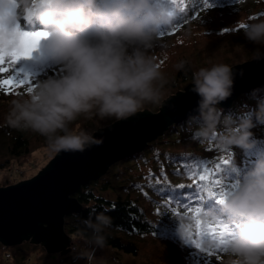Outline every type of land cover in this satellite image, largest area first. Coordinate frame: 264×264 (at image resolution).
Wrapping results in <instances>:
<instances>
[{
  "label": "clouds",
  "instance_id": "9594fccd",
  "mask_svg": "<svg viewBox=\"0 0 264 264\" xmlns=\"http://www.w3.org/2000/svg\"><path fill=\"white\" fill-rule=\"evenodd\" d=\"M170 7L159 0H17L13 20L39 22L61 73L38 80L30 91L13 97L0 126L38 133L52 152L84 151L102 142L94 133L108 121L127 118L149 103H161L168 77L150 50L161 43V27L171 25ZM244 25V38L255 45L253 59H264V18L245 20ZM175 67L190 70L184 59ZM238 74L243 69L238 73L223 62L191 69L190 91L197 95L194 112L185 121L191 140L203 143L211 138L229 151L233 146L253 147V128L264 126V84L248 91L247 114L235 109L226 112L220 106L232 95ZM219 206L236 225L222 264H264V154L227 188ZM200 215L204 222H219L210 212ZM177 221V232L185 238L186 222ZM78 225L77 246L70 248L73 260L110 264L107 257L96 255L107 246L112 225L107 209L90 210L78 218Z\"/></svg>",
  "mask_w": 264,
  "mask_h": 264
},
{
  "label": "trees",
  "instance_id": "16d2710c",
  "mask_svg": "<svg viewBox=\"0 0 264 264\" xmlns=\"http://www.w3.org/2000/svg\"><path fill=\"white\" fill-rule=\"evenodd\" d=\"M237 1L206 0L208 7L204 13H212L213 16L203 18L204 13L198 5L193 7L192 0H159L162 4L170 5L169 11L172 13L171 25L168 26L170 30L162 31L164 34L159 35L163 44L150 50L168 77L162 100L178 92L180 86L185 87L190 83L191 69L217 62L235 65L253 59L251 50L255 45L244 38L243 27L240 25L245 20L264 18V0H253L251 6H256V9L251 14L248 12L250 6L234 7ZM33 20L37 21L31 18ZM218 23L219 26H216ZM181 59L188 62L189 71L175 67ZM7 80L4 77L2 81ZM23 92L28 91L13 88L12 83L6 89L0 87V122L3 121L10 100ZM247 93L240 94L228 108L223 109L226 112L245 110L244 114H247L250 110V103L246 102ZM242 103H245L243 109L240 108ZM152 105L149 103L144 109ZM114 121H108L106 125ZM185 121L169 126L142 151L113 163L97 180L82 186L74 195L81 209L78 213L64 217L65 233L74 241L78 240L74 239V236H78V218L87 216L92 209L97 212L107 209V214L112 217L107 247L115 253L141 259L144 264H206L205 259L210 255L196 248L195 244L199 242L206 247L205 242L210 240L207 237L204 240L193 239L197 228L193 214L185 205H191L194 209L195 201L202 197L196 201L201 213L210 212L219 222L230 229L234 228L235 222L221 211L219 201L200 192L201 185L196 182L201 172L213 182L221 175L226 186L239 180L255 158L264 154V126L253 128L252 148L242 150L233 146L229 151L220 149L211 138L203 143L191 140L189 134L180 131ZM81 123L92 126L89 121L81 120ZM42 149L49 150L45 138L40 134L18 131L6 124L0 126V185H8L13 179L21 177L18 168L24 163L26 165V160L35 151ZM222 159L230 160L218 171L216 166L222 164ZM140 161L148 167L147 172L137 179L131 178L128 172ZM207 183V180L204 181V184ZM178 184L185 185V188L176 189ZM104 192L112 193L113 196L106 197ZM157 208L160 209L159 213ZM177 218H183L186 222L185 238L177 232ZM196 218L202 220L201 215ZM159 222H165V227H162L165 238H154L160 231ZM187 240H192V243ZM37 246H41L44 253H47L43 245L30 241H23L13 247L0 243V252L4 259H12L11 264H27Z\"/></svg>",
  "mask_w": 264,
  "mask_h": 264
},
{
  "label": "water",
  "instance_id": "95a60500",
  "mask_svg": "<svg viewBox=\"0 0 264 264\" xmlns=\"http://www.w3.org/2000/svg\"><path fill=\"white\" fill-rule=\"evenodd\" d=\"M233 66L238 73L243 69V74L236 76L232 95L220 102L222 108L264 84V59ZM190 87L188 83L169 95L157 112L144 109L96 131L94 136L102 137L101 143L84 151H59L33 177L0 187V243L11 247L30 241L43 245L48 254L69 251L64 217L81 209L75 193L113 163L142 151L169 126L193 113L197 95Z\"/></svg>",
  "mask_w": 264,
  "mask_h": 264
},
{
  "label": "rangeland",
  "instance_id": "374dc122",
  "mask_svg": "<svg viewBox=\"0 0 264 264\" xmlns=\"http://www.w3.org/2000/svg\"><path fill=\"white\" fill-rule=\"evenodd\" d=\"M192 1H193L192 4H194L193 7H196L198 5L200 7L199 10H201L203 13L205 12L206 9L204 8L203 4L206 2V0H192ZM9 2H13L16 4L17 0H0V8H3ZM252 3H253V0H239L234 5V7L241 6L243 8H246L245 6H250V8L248 9V12L249 14H251L256 9V6H251ZM211 15L212 13H208V14L204 13L203 18L207 16L209 17ZM17 22L19 23L20 28L23 31H29V32L41 31V30L45 31V29L40 24H38L37 21L35 20L31 21V19L18 18ZM216 26H219V23L216 24ZM223 28L224 27H222V29ZM165 30H170V28L162 26L160 29V32L165 31ZM159 40L161 43L158 45H162L163 40L162 39H159ZM196 41L198 44L200 43L198 38H196ZM0 67H3L6 69V71L0 72V81H2L4 77L8 79L9 77H13L14 78L12 82L13 88H16V89L24 88L27 91L35 87L34 83L36 81L46 79L50 76H57L61 73V67L53 60L52 53L50 49L48 48V42L45 38H41L37 42L36 46L31 49L28 55L21 56L16 61H12L11 57L5 56L3 60L0 61ZM24 77L28 78L29 81L27 83H15L16 79H21ZM8 84L9 83H5V85H3L2 83H0V87L3 89H6ZM182 86H180L179 91L184 89V86L183 88ZM172 94H175V93H171V95ZM244 105L245 103H242L240 105V108L243 109ZM159 107H160V103L159 104L153 103V105L149 109H146V110L150 112H157L159 110ZM180 131L182 133L189 134L186 131L185 126L182 129H180ZM56 153L57 152H51L47 149L39 150V152L35 151V153H33V155L26 160L27 162L25 161L26 165L24 163L22 167L18 168L19 173L21 174V177L17 179L16 178L13 179V181H11L10 184L17 183L21 180H26L36 175L38 171H40L54 157ZM147 170H148V167L140 161L139 163L131 167L130 171L128 172V176L130 175L131 178L137 179L139 178V175L145 174ZM2 186L4 185H0V187ZM103 195L106 197L113 196V194L109 192H104ZM147 215L149 214L147 213ZM158 224H160L159 226L160 231H159V234L155 236L154 238H165L164 231H162V227L163 228L165 227V222H162V223L159 222ZM74 239H78V236H74ZM77 242L78 240L74 241L70 237V244L68 245V247L71 248V246H77ZM149 248H150V245L148 246V249ZM223 254L224 252H218V253L214 252L212 255H210L209 258L205 259V263L206 264H222L223 258H224ZM96 255L97 256L103 255L107 257V259L110 261V264H124V263L125 264H144V261L141 259L136 260L126 254H122V253L117 254L112 248L107 247V246L102 251L98 249L96 252ZM11 263H12V259L11 258L8 260L4 259L1 256V252H0V264H11ZM27 264H83V262L74 261L73 254L70 250L69 251L67 250L64 253L56 252V253L47 254V253H44V250L42 249L41 246H37L32 251L30 255V260Z\"/></svg>",
  "mask_w": 264,
  "mask_h": 264
},
{
  "label": "snow or ice",
  "instance_id": "6c2138e0",
  "mask_svg": "<svg viewBox=\"0 0 264 264\" xmlns=\"http://www.w3.org/2000/svg\"><path fill=\"white\" fill-rule=\"evenodd\" d=\"M204 8H207L208 5L205 2L203 4ZM15 3L9 2L3 8H0V61L3 60L5 56L11 57L12 61H16L21 56H26L29 54L31 49L36 46L37 42L44 38L47 35L46 31H23L20 28L17 20H13L15 15L14 12ZM172 14V13H170ZM246 25L242 24L240 27H245ZM227 31V29H225ZM160 33L159 35H163ZM6 71L5 68L0 67V72ZM14 80L13 77H9L7 81H0V83H12ZM29 80L27 77L16 79L15 83H27ZM31 89H29L30 91ZM230 159H222V164H218L217 170H221L224 164H227ZM183 163V161H180ZM208 181L207 184H204V181ZM201 185L200 192L206 193L208 196L215 197L218 201L223 198L224 193L226 192L229 186L225 185L224 179L221 175L216 179L215 182L208 179V176L201 172L199 173V180L196 182ZM233 184V183H232ZM209 185H211L209 187ZM176 189H184L185 185L178 184L175 186ZM195 197L196 195L193 194ZM202 197H198L201 199ZM171 201L169 198H167ZM197 199V200H198ZM196 200V201H197ZM195 201V208L193 209L191 205H185L188 208V211L193 214V219L197 228V232L193 234V239H206L213 242V246L203 247L201 243L197 242L195 244L196 248L202 249L208 255H212L214 252H224L226 250V242L229 237L231 229L221 222L211 223L204 222L196 217L201 214V208L199 204ZM181 205V204H177ZM157 213L160 212V209L157 208ZM175 211V210H173ZM192 243V240H187Z\"/></svg>",
  "mask_w": 264,
  "mask_h": 264
}]
</instances>
